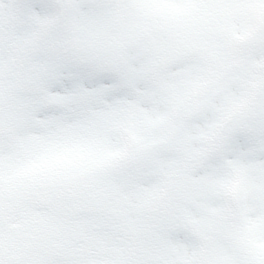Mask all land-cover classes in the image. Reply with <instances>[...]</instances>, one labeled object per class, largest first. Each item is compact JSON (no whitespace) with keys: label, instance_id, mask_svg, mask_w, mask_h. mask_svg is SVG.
<instances>
[{"label":"clouds","instance_id":"1","mask_svg":"<svg viewBox=\"0 0 264 264\" xmlns=\"http://www.w3.org/2000/svg\"><path fill=\"white\" fill-rule=\"evenodd\" d=\"M0 264H264V0H0Z\"/></svg>","mask_w":264,"mask_h":264}]
</instances>
